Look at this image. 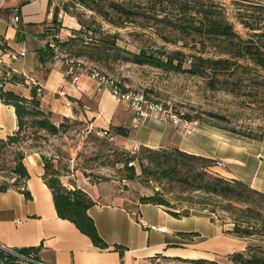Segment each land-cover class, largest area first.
Segmentation results:
<instances>
[{
    "label": "crops",
    "instance_id": "crops-1",
    "mask_svg": "<svg viewBox=\"0 0 264 264\" xmlns=\"http://www.w3.org/2000/svg\"><path fill=\"white\" fill-rule=\"evenodd\" d=\"M52 14L51 0H4L0 5V37L9 51L25 52L10 62L3 57L9 63L7 69L24 78V82L7 84L8 89L30 98L33 79L42 87L40 107L51 112L57 123L63 118L81 117L91 128L103 132L123 126L129 129V135L119 139L126 149L175 147L223 161L224 166H213L211 171L264 192V141L238 139L196 121L183 127L149 113L138 115L87 76L72 84L62 60L52 57L40 63L38 54L46 47ZM63 26L60 37L69 36L70 31ZM16 128L14 108L0 100V138ZM24 163L31 198L26 199L14 188L0 192V244L13 251L38 247L42 264H175L183 260L213 261L231 251L234 237L224 232L230 228L212 221L208 212L191 209L188 216L175 218L159 206L140 203L141 192L123 190L115 183L80 177L74 183L63 181L69 189L81 188L94 201L88 214L109 245L99 249L72 222L57 215L52 193L42 178L41 156L28 154ZM114 245L123 246V253Z\"/></svg>",
    "mask_w": 264,
    "mask_h": 264
},
{
    "label": "trees",
    "instance_id": "trees-1",
    "mask_svg": "<svg viewBox=\"0 0 264 264\" xmlns=\"http://www.w3.org/2000/svg\"><path fill=\"white\" fill-rule=\"evenodd\" d=\"M150 2L147 10H139L134 6L116 1L106 3L103 0H71V4L83 6L116 27H123L127 23H135L139 18H143L144 23H139L143 28L155 26L162 32L177 34L180 40L190 39L194 45L197 43L200 45L195 53H185L181 50L160 54L145 49L126 51L128 55L124 57L125 61L137 65H149L166 72L203 77L207 79L206 84L210 89H220L235 95L239 92L241 82L237 75L238 70L249 72V68L239 61L249 60L255 69L264 71V31L254 32L258 29V25L241 21L245 28L253 31L249 37L244 38L235 31L214 5L206 0L177 1L178 9L175 14L166 11L167 5L163 3V0H150ZM60 11L71 14L67 4L61 8L55 7L50 26L46 29L47 41L50 33L59 34L61 30L62 24L58 20ZM72 16L77 18L80 29H71L73 33L66 40L58 39L56 44L60 52L69 51L80 56L84 54L82 50L84 47L95 45L97 40L87 37L88 31L84 30H89V27L83 19L78 15ZM97 43L98 48L104 44L100 39ZM208 49L211 50L210 54ZM0 50H8L1 37ZM52 57L53 50L48 48L46 43V47L38 54L39 62L44 63ZM7 70L2 69L0 74V100L14 108L17 128L11 135L0 138V156L5 147L18 144L23 140L22 133L27 128L36 127L49 134H57L62 127L53 119L51 112L40 107L41 85L32 84L31 97L26 98L6 87L9 83L24 82L23 77H18L12 71L9 76H6ZM250 82L252 85L264 88V77L250 78ZM184 118L190 122L194 121L188 115ZM105 133L111 136L128 137L129 129L123 126L112 127ZM256 140L264 141V138ZM25 157L26 155L21 151L14 152L13 164L8 168L13 175L11 177L13 181L12 183L6 180L0 182V192L14 188L19 190L26 199L31 198L30 192L26 189L29 172L24 163ZM41 159L43 161L42 178L52 193L57 215L72 222L81 233L90 238L95 247L107 249L108 243L101 238L93 219L88 214V209L94 205L92 198L81 188L69 189L64 186L54 172H47L48 164L42 156ZM143 159L147 160V165H144ZM117 162H121L128 171L126 177L128 180H134L137 177L136 162L141 173L149 171L150 174L171 177L180 182L184 190L197 192L198 195L189 197L190 205L187 208L205 211L217 217L228 214L231 218V227L224 232L243 240H254L253 243H247L243 250L228 254L229 261L232 264H264V192L252 189L241 180L226 179L215 174L211 168L217 165L216 160L189 154L175 147L152 149L139 146V153L126 154L125 158ZM48 174L49 178H47ZM138 200L142 204L159 206L175 218L189 215L188 212L170 209L168 201L158 193L142 195ZM214 216L211 218L212 221L216 220ZM192 234L180 233L183 236ZM114 249L122 254L124 247L114 245ZM38 250V247H27L17 249L16 252L35 262H40ZM193 261L213 263L205 259ZM0 263L21 264L19 259L2 251H0Z\"/></svg>",
    "mask_w": 264,
    "mask_h": 264
},
{
    "label": "rangeland",
    "instance_id": "rangeland-1",
    "mask_svg": "<svg viewBox=\"0 0 264 264\" xmlns=\"http://www.w3.org/2000/svg\"><path fill=\"white\" fill-rule=\"evenodd\" d=\"M103 1L122 2L139 10H147L151 3L150 0ZM177 1L180 0H163L167 5L166 11L175 14L178 9ZM206 1L211 2L242 37H249L253 31L245 28L241 21L258 25L254 32L264 31V0ZM65 4L72 15H78L85 21L89 27V30H84L88 31L87 37L97 41L100 39L104 43L100 48L96 46L97 41L95 45L84 47L82 49L84 54L80 56L69 51H61L66 58L72 59L87 71L95 69L106 79L114 81L124 92L143 95L149 103L160 105L169 114L182 119L188 115L199 124L215 127L238 139L258 141L256 139L264 138V88L250 82V78L264 77V71L255 69L249 60L239 61L249 68V72L238 70L237 75L241 82L237 95L220 89L213 90L207 86L206 78L166 72L149 65H137L124 60L128 55L126 51L138 49L159 54L172 50L195 53L196 49L200 48L199 43L194 45L190 39L180 40L177 34L162 32L155 26L143 28L139 25L144 23L143 18H139L135 23H127L123 27H116L83 6L71 4V0H51L52 13L55 7L61 8ZM71 14L60 11L58 15L62 24L61 29L66 25L70 34L73 33L71 29L81 27L77 18ZM68 37L61 35L62 40ZM207 51L211 53V50ZM58 123L62 127L57 134H49L36 127H30L23 131V140L5 147L0 156V182L13 181L11 178L13 175L8 168L13 164L15 151H21L25 155L37 153L47 162L49 167L47 172H54L62 183L73 182L78 179L77 177L96 183H115L123 190L133 189L143 195L158 193L168 201L170 209L190 212L187 208L190 205L188 199L198 193L184 190L177 180L161 174H150L149 171L141 173L136 162L137 177L134 180L126 179L128 171L117 161L125 158L126 154L139 153V147L126 149L118 136L106 135L91 128L89 121L81 117L69 118ZM143 163L147 165V160L143 159ZM214 217L219 223L231 227V218L228 214ZM253 242V239L243 240L234 237L228 254L241 251L247 243ZM228 254L215 258L213 263L183 260L176 261L175 264H232ZM20 263L32 264L25 260H20Z\"/></svg>",
    "mask_w": 264,
    "mask_h": 264
},
{
    "label": "built area",
    "instance_id": "built-area-1",
    "mask_svg": "<svg viewBox=\"0 0 264 264\" xmlns=\"http://www.w3.org/2000/svg\"><path fill=\"white\" fill-rule=\"evenodd\" d=\"M4 0H0V5L3 4ZM15 12L18 10L15 9ZM18 19H16V22ZM60 35L56 32H52L48 36L47 47L53 50V58L56 60H62L66 65V75L72 84H75L81 76L86 75L87 77L96 81L99 88H105L110 91L119 101L125 103L130 108H132L136 114L141 115L145 113L152 114L154 117L158 119H163L164 121L171 122L174 126L182 124L183 127H187L191 124L190 121L184 120L181 117H177L173 114H169L165 109H163L160 105L155 103H149L143 95L133 92H124L114 83V81L106 79L105 76L101 75L95 69H90L87 71L83 69L78 63L76 64L72 59L66 58L59 50L56 41L60 39ZM25 55L24 51H1L0 50V74L2 73V69H7L10 61H14ZM4 56L7 57L8 62L4 60ZM10 69L7 70L6 76L10 75ZM32 84L37 85L33 79H30ZM40 90V89H39ZM106 134L105 132H102ZM219 167L224 166L223 161H217V165ZM0 251L10 254L16 257L19 260H25L32 264H42L40 262H35L25 256L19 254L16 251L8 249L4 245L0 244ZM1 264V263H0Z\"/></svg>",
    "mask_w": 264,
    "mask_h": 264
}]
</instances>
